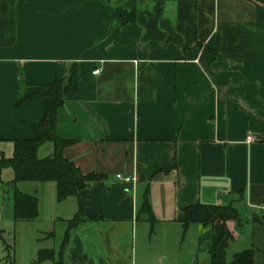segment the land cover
Here are the masks:
<instances>
[{"label": "crops", "instance_id": "0c3cea01", "mask_svg": "<svg viewBox=\"0 0 264 264\" xmlns=\"http://www.w3.org/2000/svg\"><path fill=\"white\" fill-rule=\"evenodd\" d=\"M256 2L0 0V142L35 139L44 115L42 102L15 109L18 78L52 84L76 65L78 92L59 109L57 134L73 142L63 156L83 174L106 176L79 195L96 218L70 232L65 264H209L211 226L183 235L184 210L197 204L237 210L227 262L251 249L264 264V0ZM122 10L134 24L122 23ZM53 151L46 143L38 158ZM145 198L154 224L138 216ZM68 202L70 215L53 219L66 226L58 250H40H60L78 198L56 203ZM11 208L14 226L42 219L40 201L33 222H15ZM177 244L181 262L170 258Z\"/></svg>", "mask_w": 264, "mask_h": 264}, {"label": "trees", "instance_id": "16d2710c", "mask_svg": "<svg viewBox=\"0 0 264 264\" xmlns=\"http://www.w3.org/2000/svg\"><path fill=\"white\" fill-rule=\"evenodd\" d=\"M259 1V0H255ZM122 23L134 24L135 13L121 11ZM78 70L73 65L67 79H56L52 84L30 86L22 83L18 78L16 83L15 109H19L27 102H42L45 110L41 122L33 125L37 133L35 139L17 138L12 141L13 152L9 158L0 152V176L4 169H11L14 177L9 183L14 188L12 196V212L15 222H33L39 217V201L33 194L19 191L17 186L23 183H53L56 189V201L62 203L68 198H78V209L75 216L67 221L62 245L58 252L43 249L37 254L36 263L65 264L63 260L64 250L68 243L70 232L81 223L93 220L96 217L85 215L84 206L79 199L80 193L92 184L103 181L106 176L90 173L83 174L72 161L63 156V150L73 142L63 139L57 134V114L67 99L73 98L78 92ZM50 143L54 151L50 157L38 158L39 148ZM145 215L154 224V218L150 205L145 198L139 212V218ZM240 216L237 210L229 206H210L197 204L184 210L182 222L183 235L193 224L211 226L212 242L209 250V264H254L253 250H244L233 255L227 262L226 253L230 243L235 239V233L229 224H240ZM2 232H0L1 237ZM2 238V237H1ZM8 250V247L5 248Z\"/></svg>", "mask_w": 264, "mask_h": 264}, {"label": "rangeland", "instance_id": "374dc122", "mask_svg": "<svg viewBox=\"0 0 264 264\" xmlns=\"http://www.w3.org/2000/svg\"><path fill=\"white\" fill-rule=\"evenodd\" d=\"M12 143L0 142V151L4 157L9 158L12 155ZM13 177L11 169H4L0 176V264H38L36 263L37 251L42 248L58 250L62 233L66 229L61 223L53 222L56 213H69V202L65 205L56 207V193L51 191L53 184H28L23 183L17 186V189L23 193H33L35 189H39L38 199L40 201L41 220L36 225H26L18 223L14 226L13 222H9L7 218V209L12 206V196L14 188L9 184ZM74 199H72L73 202ZM74 204V203H73ZM12 209V208H11ZM67 210V211H65ZM8 219V221H7ZM53 232L55 238L37 240L38 233ZM60 238V240H59ZM8 247L6 251L5 248ZM186 249H179L177 244L176 250L172 253L171 261L185 260ZM232 259V258H231ZM231 261V260H230ZM194 262V261H193ZM191 262V264L193 263ZM177 263V262H175ZM190 263V259L186 261ZM50 264V263H42Z\"/></svg>", "mask_w": 264, "mask_h": 264}, {"label": "built area", "instance_id": "2783aa9c", "mask_svg": "<svg viewBox=\"0 0 264 264\" xmlns=\"http://www.w3.org/2000/svg\"><path fill=\"white\" fill-rule=\"evenodd\" d=\"M98 73H99V71L96 70L93 74L96 75ZM116 179L121 181V182H123V183H132V182H134V179L132 177H123L121 175H117Z\"/></svg>", "mask_w": 264, "mask_h": 264}, {"label": "water", "instance_id": "95a60500", "mask_svg": "<svg viewBox=\"0 0 264 264\" xmlns=\"http://www.w3.org/2000/svg\"><path fill=\"white\" fill-rule=\"evenodd\" d=\"M252 2L256 3V4H259L258 2H256L255 0H251ZM260 5V4H259Z\"/></svg>", "mask_w": 264, "mask_h": 264}]
</instances>
